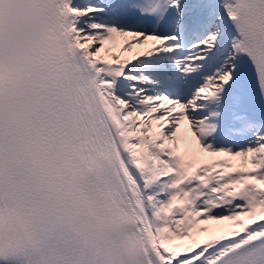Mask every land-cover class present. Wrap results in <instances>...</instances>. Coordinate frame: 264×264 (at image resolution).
<instances>
[{
  "label": "snow or ice",
  "instance_id": "1",
  "mask_svg": "<svg viewBox=\"0 0 264 264\" xmlns=\"http://www.w3.org/2000/svg\"><path fill=\"white\" fill-rule=\"evenodd\" d=\"M0 264H264V0H0Z\"/></svg>",
  "mask_w": 264,
  "mask_h": 264
},
{
  "label": "rangeland",
  "instance_id": "2",
  "mask_svg": "<svg viewBox=\"0 0 264 264\" xmlns=\"http://www.w3.org/2000/svg\"><path fill=\"white\" fill-rule=\"evenodd\" d=\"M181 127H182V129H184L185 128V124H182ZM188 136L190 137L191 133H188ZM181 148H182V146H181Z\"/></svg>",
  "mask_w": 264,
  "mask_h": 264
},
{
  "label": "bare ground",
  "instance_id": "3",
  "mask_svg": "<svg viewBox=\"0 0 264 264\" xmlns=\"http://www.w3.org/2000/svg\"><path fill=\"white\" fill-rule=\"evenodd\" d=\"M137 48H139V46H137Z\"/></svg>",
  "mask_w": 264,
  "mask_h": 264
}]
</instances>
